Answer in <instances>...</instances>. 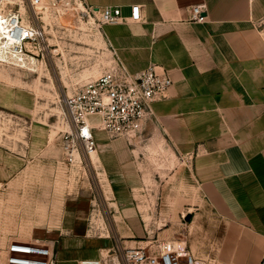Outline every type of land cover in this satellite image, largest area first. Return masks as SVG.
<instances>
[{
	"label": "crops",
	"instance_id": "1",
	"mask_svg": "<svg viewBox=\"0 0 264 264\" xmlns=\"http://www.w3.org/2000/svg\"><path fill=\"white\" fill-rule=\"evenodd\" d=\"M86 2L122 11L119 23L102 28L107 56L114 49L133 74L155 65L172 77L167 98L152 104L144 134L158 132L175 153L188 156L193 182L215 218L210 226L198 220L180 239L206 264H264V0ZM134 5L140 22L130 19ZM196 5L205 6L201 23L189 20ZM94 138L95 189L89 183L91 191L83 190L84 181L66 208L68 199L56 188V209L24 226L15 220L24 214L9 204L19 190L16 176L1 177L18 159L0 149V264L13 241L50 246L54 264H90L107 255L116 261L117 246L145 247L148 229L133 196L144 183L138 151L100 129ZM92 215L103 216L104 237L89 225ZM163 235L155 233L159 241Z\"/></svg>",
	"mask_w": 264,
	"mask_h": 264
},
{
	"label": "rangeland",
	"instance_id": "2",
	"mask_svg": "<svg viewBox=\"0 0 264 264\" xmlns=\"http://www.w3.org/2000/svg\"><path fill=\"white\" fill-rule=\"evenodd\" d=\"M0 10L6 15L18 12L29 19V0H0ZM59 12L42 13L39 24L46 27L47 45L36 46L37 52L33 49V62L24 57L25 63L18 65L0 58V149L18 159L15 169H7L1 177L16 176L19 190L14 203L9 204L17 214H24L15 217L20 226L45 220L46 210L56 209L57 189L68 199L66 208H70L74 206L70 198L79 185L85 181L82 189L91 191L89 183L94 188L97 182V157L69 166L63 158L61 134L68 130L65 96L73 92L76 83L100 75L107 64V47L97 26L85 19L80 22L72 9ZM28 48L32 49L31 45ZM132 144L138 151L144 180L133 196L142 224L148 229L145 246L157 250L155 233L163 231L166 240L180 239L198 220L209 226L215 222L193 182L188 156L175 153L158 132L144 134ZM92 216L89 225L91 222L97 236L104 237L100 229L103 216ZM112 224L107 213V236L113 233Z\"/></svg>",
	"mask_w": 264,
	"mask_h": 264
},
{
	"label": "built area",
	"instance_id": "3",
	"mask_svg": "<svg viewBox=\"0 0 264 264\" xmlns=\"http://www.w3.org/2000/svg\"><path fill=\"white\" fill-rule=\"evenodd\" d=\"M48 1L64 10L72 9L80 22L85 19L90 25L92 19L91 25L97 26L101 34L103 26L119 23L122 18L119 7L96 9L86 0ZM42 4L43 0H29L30 27L23 24L18 12L3 14L7 35L13 41L12 49L24 56L33 55L38 45H47L46 27L39 24L43 20L36 11ZM140 9L139 5L131 7L132 22L142 21ZM190 10V21L203 22L204 5L193 6ZM109 55L98 77L76 83L73 92L64 98L68 130L61 134V149L64 161L71 167L83 165L85 159L96 152L95 130H103L113 140L124 138L131 144L140 139L146 124L154 117L152 104L166 99L173 85L170 73L159 66L150 65L133 74L114 49ZM154 243L157 250L148 248L149 244L143 248L117 246L114 250L116 261L107 255L90 264H206L191 253L183 239L159 241L157 238ZM6 250V264H54L52 248L40 242L13 241Z\"/></svg>",
	"mask_w": 264,
	"mask_h": 264
},
{
	"label": "bare ground",
	"instance_id": "4",
	"mask_svg": "<svg viewBox=\"0 0 264 264\" xmlns=\"http://www.w3.org/2000/svg\"><path fill=\"white\" fill-rule=\"evenodd\" d=\"M40 7H41V11H37V10L36 11L39 14H41V15H42L43 12H48V13L51 14V13H53V11L55 9L60 10V12H59L58 15L62 14L64 11H66V10H64V8L62 6H53L52 3L49 2L48 0H43V4L42 5H39L38 8H40ZM58 15L56 16V19L57 20H58ZM4 17L5 16H3L2 11L0 10V58H2L7 63H10V64H16L17 63L18 65H21V64L25 63V58L26 59L27 58H30V61L33 62L34 61V58L31 57V56H34V55L24 56L23 54L17 53L14 49H12L13 41L7 35L8 27L6 25H4V23H3ZM28 22H29V19H23V24L25 26H27V27H30V25H29ZM81 22H83V21H81ZM90 23L91 24L93 23V20L92 19H90ZM28 45H30V44H27V46ZM90 158H92L95 161L96 160L95 159L96 158V152H92L90 154ZM76 165H79V164H76Z\"/></svg>",
	"mask_w": 264,
	"mask_h": 264
}]
</instances>
